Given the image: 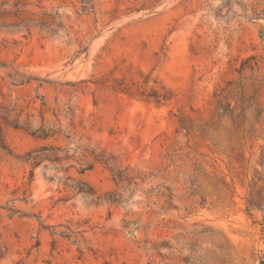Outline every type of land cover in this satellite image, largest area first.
Listing matches in <instances>:
<instances>
[{
	"label": "rangeland",
	"instance_id": "374dc122",
	"mask_svg": "<svg viewBox=\"0 0 264 264\" xmlns=\"http://www.w3.org/2000/svg\"><path fill=\"white\" fill-rule=\"evenodd\" d=\"M85 1L0 0V264H262L264 0Z\"/></svg>",
	"mask_w": 264,
	"mask_h": 264
},
{
	"label": "trees",
	"instance_id": "16d2710c",
	"mask_svg": "<svg viewBox=\"0 0 264 264\" xmlns=\"http://www.w3.org/2000/svg\"><path fill=\"white\" fill-rule=\"evenodd\" d=\"M91 0L85 1V3H90ZM88 9L87 5L83 6V10ZM263 37V36H262ZM264 39V38H263ZM144 73H142L143 75ZM151 74H148L145 76V83L146 85H149L151 81ZM153 86L150 87V89L145 88L142 84L138 83L137 81H133L131 83H126L125 80H118V85L114 86L119 91L131 96V97H137L140 98L146 102H155L159 106L163 105L169 101H171L175 94L174 91L167 87L162 82H159L158 80H153ZM225 114H227L225 112ZM15 127H19V122H14ZM32 134L38 138H47L49 137V132L45 128H40L38 130H34ZM0 148L7 149L9 152L12 153V150L8 148L6 138H5V131L3 125L0 123ZM49 150L48 147L43 146L39 149H34L28 151L25 156L24 160L28 163H30L34 168L38 165H40L44 160H53L48 154H45V151ZM34 176V171H31V178ZM79 191L84 192L85 194H92L94 193L93 189L88 186L85 182L79 183ZM118 194H111L107 199H113L118 200Z\"/></svg>",
	"mask_w": 264,
	"mask_h": 264
},
{
	"label": "water",
	"instance_id": "95a60500",
	"mask_svg": "<svg viewBox=\"0 0 264 264\" xmlns=\"http://www.w3.org/2000/svg\"><path fill=\"white\" fill-rule=\"evenodd\" d=\"M262 264H264V261L262 262Z\"/></svg>",
	"mask_w": 264,
	"mask_h": 264
}]
</instances>
